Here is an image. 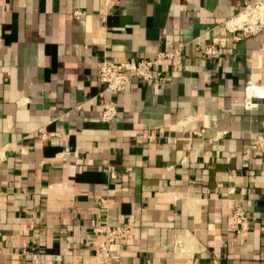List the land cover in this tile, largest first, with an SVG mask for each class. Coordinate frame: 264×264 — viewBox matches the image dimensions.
I'll return each mask as SVG.
<instances>
[{"label":"crops","instance_id":"crops-1","mask_svg":"<svg viewBox=\"0 0 264 264\" xmlns=\"http://www.w3.org/2000/svg\"><path fill=\"white\" fill-rule=\"evenodd\" d=\"M256 1L124 0L104 13V0H0V264H29L38 232L56 263L97 264L105 196L107 223L134 230L118 264H264V153L243 157L264 136V29L237 32L217 58L196 50ZM178 43L181 68L130 82L101 122L97 61ZM239 185L250 229L228 252ZM174 235L187 250H172Z\"/></svg>","mask_w":264,"mask_h":264},{"label":"built area","instance_id":"built-area-1","mask_svg":"<svg viewBox=\"0 0 264 264\" xmlns=\"http://www.w3.org/2000/svg\"><path fill=\"white\" fill-rule=\"evenodd\" d=\"M124 0H104V13L118 7ZM264 0H258L252 5H246L244 10L251 7H258ZM74 17H79L84 14L83 11L74 10ZM261 29H264V17L255 16L251 21L243 22L241 26H229L228 22L220 24L219 32L210 42L196 47V50L204 59L217 58L220 55V50L228 45L232 40L239 39L236 35L241 32L243 35L255 34ZM184 43L169 44L155 53L152 58L129 59L124 61H116L113 59L103 58L96 63L98 72L97 79L103 85V90L100 95L104 99L102 108L99 111V120L104 123H111L117 119L118 105L115 100V95L124 91L126 86L133 80L144 83H163L170 79L169 74H163L157 67L166 62L172 72L178 71L184 60ZM149 140L152 138L147 135V130L143 133ZM49 134L40 132L41 139H45ZM258 151L264 153V136H258L250 149L243 153V157H247L249 151ZM103 172L107 178L112 181L116 180L118 174L113 166L107 165L103 168ZM235 177V174L230 175ZM236 184H241L240 178L234 181ZM232 193L235 189L231 190ZM238 196L227 198V217L226 231L230 237V246L228 252L232 251L233 245H242L248 235L250 229L249 218L246 215L244 208V198L247 195V189L243 185L238 187ZM109 204L108 197H100L97 199V215L103 223L95 224L93 231L100 239L95 247V260L97 264H118L120 262L121 253L123 251V241L131 240L134 237V230L130 224L126 225H109L107 223V212ZM211 229V226L208 225ZM41 233H37L33 238V243L36 245L31 249H25L24 254L30 256L29 264H59L54 261L49 255L43 254L37 246L41 243ZM186 247L183 245V240L180 236L174 235L172 250L184 251ZM187 250V249H186Z\"/></svg>","mask_w":264,"mask_h":264},{"label":"bare ground","instance_id":"bare-ground-1","mask_svg":"<svg viewBox=\"0 0 264 264\" xmlns=\"http://www.w3.org/2000/svg\"><path fill=\"white\" fill-rule=\"evenodd\" d=\"M246 12H248V13H246ZM257 15L264 17V2H262V4H260V5H258V7H254V8L251 7L250 9L245 10V12H243V14L240 15V17H237V19H235L234 21L229 23V26L230 27L234 26V25L241 26L243 22L251 21L252 18L257 16ZM256 91H257V89L255 87H252L248 94L249 95L255 94V93H257ZM259 94H260V92H259Z\"/></svg>","mask_w":264,"mask_h":264},{"label":"rangeland","instance_id":"rangeland-1","mask_svg":"<svg viewBox=\"0 0 264 264\" xmlns=\"http://www.w3.org/2000/svg\"><path fill=\"white\" fill-rule=\"evenodd\" d=\"M246 13H248V12H246Z\"/></svg>","mask_w":264,"mask_h":264}]
</instances>
